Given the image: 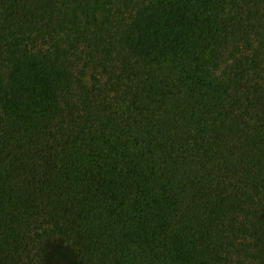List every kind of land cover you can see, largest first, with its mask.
<instances>
[{"label":"trees","instance_id":"obj_1","mask_svg":"<svg viewBox=\"0 0 264 264\" xmlns=\"http://www.w3.org/2000/svg\"><path fill=\"white\" fill-rule=\"evenodd\" d=\"M264 264V0H0V264Z\"/></svg>","mask_w":264,"mask_h":264},{"label":"rangeland","instance_id":"obj_2","mask_svg":"<svg viewBox=\"0 0 264 264\" xmlns=\"http://www.w3.org/2000/svg\"><path fill=\"white\" fill-rule=\"evenodd\" d=\"M46 264H76L64 245L48 240L44 244Z\"/></svg>","mask_w":264,"mask_h":264}]
</instances>
